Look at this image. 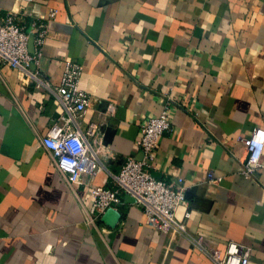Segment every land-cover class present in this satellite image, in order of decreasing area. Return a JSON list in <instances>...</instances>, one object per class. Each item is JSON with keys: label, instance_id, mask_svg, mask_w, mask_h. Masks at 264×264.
<instances>
[{"label": "crops", "instance_id": "crops-1", "mask_svg": "<svg viewBox=\"0 0 264 264\" xmlns=\"http://www.w3.org/2000/svg\"><path fill=\"white\" fill-rule=\"evenodd\" d=\"M50 8L31 65L41 84L0 64V264H213L185 237L148 226L125 193L113 226L107 209L91 208L90 188H114L126 158H142L140 126L165 106L170 130L150 174L182 179L176 218L204 244L233 240L264 264V149L261 167L240 171L242 139L264 129V0H0L26 26ZM67 59L82 65L90 98L76 122L98 125L101 148L81 184H68L43 146L63 114L54 88Z\"/></svg>", "mask_w": 264, "mask_h": 264}, {"label": "built area", "instance_id": "built-area-1", "mask_svg": "<svg viewBox=\"0 0 264 264\" xmlns=\"http://www.w3.org/2000/svg\"><path fill=\"white\" fill-rule=\"evenodd\" d=\"M50 8L43 20H31L29 25L20 23L14 12H0V64L8 65L23 76L41 84L31 65H38L42 48L48 33V21L56 15ZM33 36V52H29V36ZM82 65L70 59L65 60L59 83L54 88L55 96L63 109L60 122H52L43 138V146L49 151L55 168L68 184H81L83 176L94 175L99 168L100 145H93L98 134V125L91 122L83 131L76 122L83 116L90 98L79 88ZM170 130L169 109L165 106L157 116L144 120L140 126L137 147L142 158L128 157L114 175V188L92 186L89 194L91 208L100 215L108 208H116L121 202L120 195H129L142 208L145 223L160 232H169L185 237L193 243L213 264H251V248L230 240L223 250L204 244L200 238L191 237L184 221L176 218L175 212L185 204V186L182 179L165 182L150 174L153 152L159 137ZM246 156L241 165V173L252 175L261 167L264 149V129L259 128L242 139ZM212 179L213 173H207ZM188 212L186 217H188Z\"/></svg>", "mask_w": 264, "mask_h": 264}, {"label": "water", "instance_id": "water-1", "mask_svg": "<svg viewBox=\"0 0 264 264\" xmlns=\"http://www.w3.org/2000/svg\"><path fill=\"white\" fill-rule=\"evenodd\" d=\"M28 49H29V52H33V36L32 35L29 36ZM124 200L129 201V202L134 201L129 195H125ZM107 218L110 219V221H108V224L110 226H113L119 218V213L111 208H108L106 212L103 214L102 219L105 220Z\"/></svg>", "mask_w": 264, "mask_h": 264}]
</instances>
